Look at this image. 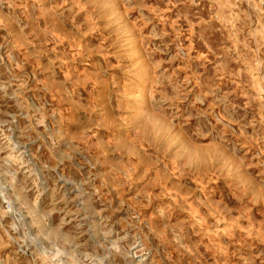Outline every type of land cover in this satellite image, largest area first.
Segmentation results:
<instances>
[{
	"label": "rangeland",
	"instance_id": "1",
	"mask_svg": "<svg viewBox=\"0 0 264 264\" xmlns=\"http://www.w3.org/2000/svg\"><path fill=\"white\" fill-rule=\"evenodd\" d=\"M0 264H264V0H0Z\"/></svg>",
	"mask_w": 264,
	"mask_h": 264
}]
</instances>
